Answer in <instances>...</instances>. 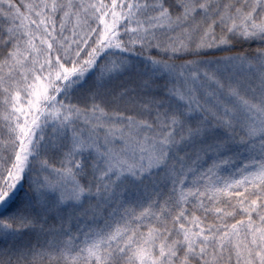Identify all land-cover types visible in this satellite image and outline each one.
Here are the masks:
<instances>
[{"label": "snow or ice", "instance_id": "obj_1", "mask_svg": "<svg viewBox=\"0 0 264 264\" xmlns=\"http://www.w3.org/2000/svg\"><path fill=\"white\" fill-rule=\"evenodd\" d=\"M0 264H264V0H0Z\"/></svg>", "mask_w": 264, "mask_h": 264}]
</instances>
